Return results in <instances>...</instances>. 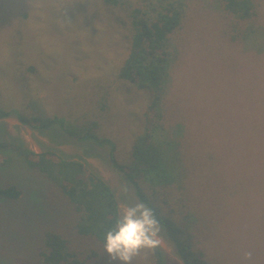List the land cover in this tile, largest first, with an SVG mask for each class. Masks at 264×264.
<instances>
[{
    "label": "rangeland",
    "instance_id": "1",
    "mask_svg": "<svg viewBox=\"0 0 264 264\" xmlns=\"http://www.w3.org/2000/svg\"><path fill=\"white\" fill-rule=\"evenodd\" d=\"M127 1L145 10L156 3ZM259 1L255 32L246 39L249 23L225 11L221 0H184L182 24L171 35L163 109L167 127L182 130V158L178 164L173 157L172 164L184 179L182 187L161 192L175 207L186 198L196 217L194 236L217 264H264V0ZM128 8H107L101 0H0V108L12 113L0 119V139L86 161L111 185L120 209L139 199L108 147L78 142L61 129L32 128L17 115L97 120L98 133L113 138L115 155L126 161L148 99L146 91L118 80L131 43ZM0 185L21 193L0 198V264H39L48 230L61 232L73 249L97 250L96 264H123L99 240L76 232L77 213L61 188L12 150L0 151ZM159 239L167 264H184L161 229ZM153 251H142L133 264H157Z\"/></svg>",
    "mask_w": 264,
    "mask_h": 264
},
{
    "label": "trees",
    "instance_id": "2",
    "mask_svg": "<svg viewBox=\"0 0 264 264\" xmlns=\"http://www.w3.org/2000/svg\"><path fill=\"white\" fill-rule=\"evenodd\" d=\"M107 8L121 9L128 6L126 19L131 26L130 49L118 74V80L146 91L148 99L140 110L143 127L135 135L130 157L120 161L115 155L116 143L108 135L98 133L97 120L85 123L54 116L18 114L22 124L45 130L61 129L78 142L92 141L108 147L113 165L125 174L139 201L150 207L164 235L174 244L184 264H217L212 262L206 248L194 236L195 215L186 198L180 197L177 207L161 190L182 187L183 171L172 164V158L181 160V132L165 124L163 101L171 81V35L180 28L184 13V0H156L147 10L133 7L127 0H101ZM152 3L154 0H144ZM225 11L236 19L249 23L245 39L255 32L256 19L260 16L259 0H221ZM12 113L0 108V119ZM99 127V128H98ZM0 128H3L2 126ZM178 132V135L176 134ZM259 138L264 141V127ZM12 150L31 169L38 170L56 186L72 203L76 215L75 230L80 236L94 237L105 244V235L120 213V202L111 185L86 161L68 159L54 150L35 152L22 141L0 139V151ZM146 185V186H145ZM168 193V192H167ZM15 186L2 187L0 198L9 200L20 197ZM183 195H186L184 193ZM187 204H186V203ZM186 210V212H184ZM182 214V218L180 217ZM157 264H167L164 252L153 249ZM99 252L95 249H73L61 232H45L39 264H96Z\"/></svg>",
    "mask_w": 264,
    "mask_h": 264
},
{
    "label": "clouds",
    "instance_id": "3",
    "mask_svg": "<svg viewBox=\"0 0 264 264\" xmlns=\"http://www.w3.org/2000/svg\"><path fill=\"white\" fill-rule=\"evenodd\" d=\"M159 233L160 225L153 210L138 201L121 208L115 224L106 232L104 248L111 259L133 264L142 251L160 245ZM245 257L251 259L252 253L246 252Z\"/></svg>",
    "mask_w": 264,
    "mask_h": 264
},
{
    "label": "water",
    "instance_id": "4",
    "mask_svg": "<svg viewBox=\"0 0 264 264\" xmlns=\"http://www.w3.org/2000/svg\"><path fill=\"white\" fill-rule=\"evenodd\" d=\"M160 244H162V243H160Z\"/></svg>",
    "mask_w": 264,
    "mask_h": 264
}]
</instances>
